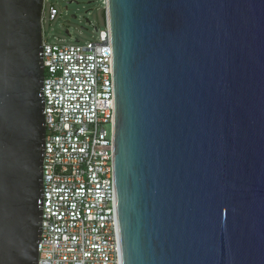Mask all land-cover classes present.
Masks as SVG:
<instances>
[{"label":"water","instance_id":"obj_1","mask_svg":"<svg viewBox=\"0 0 264 264\" xmlns=\"http://www.w3.org/2000/svg\"><path fill=\"white\" fill-rule=\"evenodd\" d=\"M43 0H0V264H38ZM120 264H264V0H108Z\"/></svg>","mask_w":264,"mask_h":264},{"label":"built area","instance_id":"obj_2","mask_svg":"<svg viewBox=\"0 0 264 264\" xmlns=\"http://www.w3.org/2000/svg\"><path fill=\"white\" fill-rule=\"evenodd\" d=\"M38 264H120L113 178V59L107 18L92 42L48 45ZM58 16L49 7L48 20ZM68 34V32H66Z\"/></svg>","mask_w":264,"mask_h":264},{"label":"rangeland","instance_id":"obj_3","mask_svg":"<svg viewBox=\"0 0 264 264\" xmlns=\"http://www.w3.org/2000/svg\"><path fill=\"white\" fill-rule=\"evenodd\" d=\"M50 6L58 13L53 21L48 20ZM44 11L43 34L48 45L92 42L104 29L103 8L98 0H48Z\"/></svg>","mask_w":264,"mask_h":264}]
</instances>
